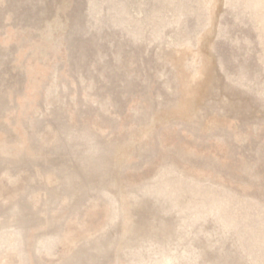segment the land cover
I'll return each instance as SVG.
<instances>
[{"label": "rangeland", "instance_id": "1", "mask_svg": "<svg viewBox=\"0 0 264 264\" xmlns=\"http://www.w3.org/2000/svg\"><path fill=\"white\" fill-rule=\"evenodd\" d=\"M167 260L264 264V0H0V264Z\"/></svg>", "mask_w": 264, "mask_h": 264}, {"label": "bare ground", "instance_id": "2", "mask_svg": "<svg viewBox=\"0 0 264 264\" xmlns=\"http://www.w3.org/2000/svg\"><path fill=\"white\" fill-rule=\"evenodd\" d=\"M223 218H225V217H223ZM195 219H196V218H195ZM201 219H202V218H201ZM207 237H208V236H207ZM17 240H18V239H14L12 244L16 243ZM215 243H216V242H215ZM254 244H255V243H254ZM39 246L44 247V245H42V244H40ZM44 248H45V247H44ZM184 249H185V248H184ZM182 252H183V251H182ZM192 252H193V251H192ZM192 252H191V253H192ZM181 254H182V253H181ZM182 255H183V254H182ZM177 259H178V258H177ZM177 259H176V260H177ZM194 260H195V259H194ZM169 263H170V260H167L166 264H169Z\"/></svg>", "mask_w": 264, "mask_h": 264}]
</instances>
